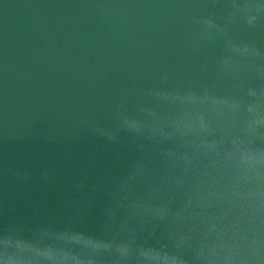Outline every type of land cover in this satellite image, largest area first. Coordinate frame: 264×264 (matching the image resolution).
Here are the masks:
<instances>
[{
	"label": "water",
	"instance_id": "1",
	"mask_svg": "<svg viewBox=\"0 0 264 264\" xmlns=\"http://www.w3.org/2000/svg\"><path fill=\"white\" fill-rule=\"evenodd\" d=\"M0 264H264V0H0Z\"/></svg>",
	"mask_w": 264,
	"mask_h": 264
}]
</instances>
